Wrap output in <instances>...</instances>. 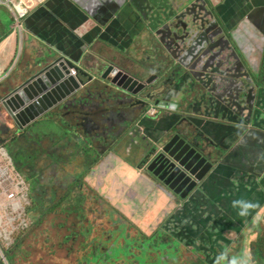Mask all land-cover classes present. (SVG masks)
I'll use <instances>...</instances> for the list:
<instances>
[{
	"label": "rangeland",
	"instance_id": "374dc122",
	"mask_svg": "<svg viewBox=\"0 0 264 264\" xmlns=\"http://www.w3.org/2000/svg\"><path fill=\"white\" fill-rule=\"evenodd\" d=\"M217 12L225 25V31L232 29L229 34L232 41L228 44L224 40L218 41L219 34L210 32L207 36L211 42L199 45L187 55L185 63L187 68L190 65L193 84L187 86L186 90L194 84L204 87L207 83L212 87L214 94V86L219 84V77L221 83L226 86L256 85L264 82V38L250 36L248 29L243 26L245 23L251 24L248 20L249 18L254 20V17L252 15L242 19L237 17V21L232 23L222 9H218ZM230 24L233 27H230ZM205 28L207 26L203 23L200 29ZM207 47L212 48L211 54L199 61L195 70L192 69L191 66L198 54H202ZM231 51L239 53V58L229 61L226 67H222L220 62L223 59L222 54L228 53L225 58L229 59ZM211 55L216 58L215 62L209 69L202 70ZM15 63L18 64V59ZM204 73H208L207 78ZM23 76L17 74V79L21 80ZM205 94L206 92L199 91L192 96L203 95L201 102H204ZM91 98L92 96L87 99ZM90 108L100 110L101 114L94 121L82 120L83 125L78 126L75 122H69L68 118L71 116L68 114L72 113L65 112L87 111ZM58 111L60 113H56L57 117L55 114L48 118L43 116L22 130H17L18 126L8 112L7 106L0 104V116L4 117V121L0 122V131L4 133L2 127L9 123L13 125L8 136L9 152L2 147L8 140L0 135V181L1 176L10 167L14 174L21 176V180L28 187L27 204L24 206L22 218L25 226H20L21 220H16L13 234L5 237V241L0 238V264H10L8 259L10 254H13L12 264H264V214H261L260 220L256 218L251 220L241 231L238 225L231 226L234 234L221 238L219 243V235L202 233L199 230V226L203 225L202 213L199 209L195 212L197 208L194 207L204 204L208 210H215V204L208 199H185L191 205L183 199H154L155 189L149 187L146 191L147 196L138 199L137 205L133 207L136 223L124 214L118 213L121 208L116 205V201L121 197L118 199L111 197L124 194L123 186L116 185V191H108L99 188L88 179L94 174V165L101 162L107 152L108 144L104 141L107 134L98 128V125L108 122L106 114L109 112L99 107L97 101L88 106L80 107L73 104V107L67 109L62 106ZM46 127H51L49 134L40 133L41 130H46ZM255 127L262 129L264 125L256 122ZM90 129L98 131L90 133ZM129 138L132 141L130 145L125 139L121 141L127 146L124 150L125 158L131 161L138 158L140 165L143 147L138 143L148 145V142L137 134ZM257 140L264 143V133ZM261 158L255 150L248 160V163L255 166L256 177H262L255 185L258 199H263L264 192V176L259 165ZM33 174H37V177L34 178ZM149 177H153L151 171ZM77 179L81 182L73 185ZM31 180H38L37 189L41 188L45 192L41 194L44 199L41 211L44 215L29 211L32 199ZM67 184L73 186L66 197L59 201L52 212H47L54 199H57L50 193L51 187L53 185L65 187ZM5 188V183L0 182L1 210L5 207L6 199L1 200V193H4ZM230 190L229 185H223L214 191L213 195L217 192L218 197L223 198L224 192ZM220 202L222 208H229L232 205L231 199H220ZM130 217L132 218L131 215ZM240 218L237 217L234 221H239ZM71 219L81 222L76 226L77 230L84 231L90 228L97 235V242H92L93 234H90L82 250H77L78 242H75L72 251L68 238L73 230ZM115 219L117 223L113 224ZM111 230L113 234L107 241L98 242V238L104 237ZM122 230L124 234L130 236L129 238L140 237L146 240L136 241L130 247L125 243L124 235H121ZM4 231V228H0V234ZM90 250L97 255L98 260L88 263L85 259Z\"/></svg>",
	"mask_w": 264,
	"mask_h": 264
},
{
	"label": "crops",
	"instance_id": "0c3cea01",
	"mask_svg": "<svg viewBox=\"0 0 264 264\" xmlns=\"http://www.w3.org/2000/svg\"><path fill=\"white\" fill-rule=\"evenodd\" d=\"M208 6L222 9L232 23L237 21V17L242 19L253 16V13H257L259 9L262 16L254 17V20L249 18L248 22L251 24L245 23L243 26L248 29L250 36L264 38V0H50L48 4L44 6L41 4L32 10V14L23 21V29L15 25L7 6L1 5L0 104L1 93L6 88L7 82L24 68L55 58L60 52H66L72 57L84 46L77 36L84 37L88 43L89 39L86 37L90 36V33L95 35L97 29L102 30L104 36L120 48H123L124 43L126 44L123 55L117 50L119 58L116 59L114 55L111 57L117 65H125L132 75L139 77L138 65L142 63L148 65L157 59L156 54L153 53L154 44L162 40L167 47H170L173 37L180 39L182 37L180 35L184 34V25L187 30L191 27L200 28L201 16ZM61 11L67 15L66 19L58 15ZM216 17L223 29L218 41L224 40L228 44L232 41L229 36L232 29L225 31L224 23L218 15ZM77 18L83 21L82 24H76ZM148 24L150 28L146 30ZM110 27L119 29L122 33L105 31ZM230 27L233 25L230 24ZM211 51L212 48L207 47L202 54L199 53L191 68L195 70L199 61L204 60ZM227 54H222L223 59L220 61L222 67H226L229 61L239 58L237 52L231 51L229 59L225 58ZM17 59L18 64L15 63ZM85 59V65L89 66L93 58L88 50L85 51ZM162 59L167 65L173 62V57L169 53H166ZM215 60L216 58L211 55L202 70L209 69ZM152 74L153 70H151ZM9 76L10 78L6 80ZM218 81L219 84L214 86L216 103L207 110L206 117L200 118L202 121L196 120L206 129L204 138L210 145L212 161L215 165L202 186L196 192H191L186 199H208L215 204V210H208L204 204L194 208H197L195 212L199 209L202 213L203 225L199 226V230L202 233L219 235L218 241L221 243V238L234 234L232 232L234 225H238L241 231L253 218L260 220L261 214H264V192L263 199H258L255 189L256 182L259 183L262 177L257 178L255 166L248 163L250 155L256 150L262 157L259 165L264 176V143L257 140L264 133V128L255 127L256 122L264 125V82L256 85L226 86L221 83L220 77ZM172 91L175 90L172 88ZM175 92L178 95V91ZM171 96L173 97V94ZM148 108L149 111L154 108L155 113L157 112L156 116L151 115L152 112H146L153 118L146 121L149 132L157 136L168 128L173 118L171 114L163 112L156 105L152 104L151 108L150 106ZM52 113L55 117L58 116L57 111ZM69 115L71 116L68 118L69 122L74 123L72 114ZM2 121L4 117L0 116V122ZM2 128L4 133L0 131V135L2 138H8L13 125L9 123ZM121 131H109L110 142H114V136ZM40 133L44 134L43 130ZM139 135L143 136L145 141L149 138L141 133ZM123 137L121 135L115 144L108 146L105 157L94 165V174L88 179L99 188L108 191H116V185L123 186L124 194L111 198L121 197L116 201V205L121 208L118 213L124 214L136 223L133 207L137 205L138 199L147 196L146 191L149 187L155 189L154 199L180 198L167 190L163 183L145 174L138 158L134 161L125 158L124 150L127 146L120 142ZM125 140L128 145L132 143L128 136ZM7 142L5 141L2 147L9 152ZM223 185H229L231 190L224 192L223 198L218 197L217 192L213 195L214 191ZM4 198L1 193V200ZM220 199H231V207L222 208ZM186 203L191 205L189 201ZM237 217L241 218L239 221H234Z\"/></svg>",
	"mask_w": 264,
	"mask_h": 264
},
{
	"label": "water",
	"instance_id": "95a60500",
	"mask_svg": "<svg viewBox=\"0 0 264 264\" xmlns=\"http://www.w3.org/2000/svg\"><path fill=\"white\" fill-rule=\"evenodd\" d=\"M217 11V7L210 6L202 14L201 25L205 23L207 28L191 27L187 30L184 25V34L180 35V39L173 37L170 47L162 40L155 43L153 53L157 59L148 65L139 64V77L132 75L125 65H117L112 58L114 55L118 59L119 51L124 54L125 43L120 48L99 29L95 30V35L90 33L86 37L89 39L88 43L84 37L76 35L84 45L79 51L72 57L66 52H60L55 58L24 68L18 73L24 75L21 80L16 75L7 82L1 93V103L7 106L18 130H22L40 117L49 114L48 118L54 111L60 113L58 109L62 106L67 109L73 107V104L81 107L97 101L99 107L109 112L106 114L108 122L98 125L107 134L104 141L108 146L115 144L121 135L124 136L123 139L133 134L147 135L148 145L138 143L143 147L141 169L148 176L151 171L152 178L163 183L172 194L188 202L185 199L202 186L215 165L210 145L204 138L206 129L196 120L202 121L200 118L206 117L207 110L216 103V96L207 83L204 87L194 84L187 89L188 92V79L193 73L187 66H182V63L199 45L211 42L208 33H222V26L216 17ZM257 13H253V17L262 16L259 9ZM58 15L65 19L67 16L63 11ZM82 22L77 18L76 24L80 25ZM149 28L148 24L145 29ZM110 30L115 34L122 33L111 27L105 29ZM87 50L93 58L89 66L85 65ZM166 53L173 57V62L169 65L158 57H163ZM72 69L77 71L76 76L71 75ZM203 75L207 78L208 73ZM172 88L178 91V95L175 91L171 92ZM199 91L206 92L204 102H201L203 95L192 96ZM90 96L92 98L87 99ZM152 104L171 114L173 118L168 128L157 136L149 132L146 124V121L153 119L146 113ZM119 130H122L121 133L114 136V142H110L108 132Z\"/></svg>",
	"mask_w": 264,
	"mask_h": 264
},
{
	"label": "built area",
	"instance_id": "2783aa9c",
	"mask_svg": "<svg viewBox=\"0 0 264 264\" xmlns=\"http://www.w3.org/2000/svg\"><path fill=\"white\" fill-rule=\"evenodd\" d=\"M50 0H0V6L5 5L11 11L15 25L23 29V21L32 14V10L42 4H48ZM73 75H76V70H71ZM149 112L155 115V109L152 108ZM1 183H5L4 195L5 207L1 210L0 206V228H4V232L0 234V238L5 241V237L13 234V227L16 220H21L20 226L24 227L23 221L24 206L27 204L28 187L21 180V176L14 174L9 167L8 171L1 176ZM9 230L10 232H7Z\"/></svg>",
	"mask_w": 264,
	"mask_h": 264
},
{
	"label": "trees",
	"instance_id": "16d2710c",
	"mask_svg": "<svg viewBox=\"0 0 264 264\" xmlns=\"http://www.w3.org/2000/svg\"><path fill=\"white\" fill-rule=\"evenodd\" d=\"M9 78H10V76L7 77L6 80H8ZM48 115L49 114H47L46 116H48ZM46 131L49 133V129L43 131V133L45 135H47ZM4 139L8 140V142L6 144H8V146L10 147V139L9 138H4ZM17 169H19V168L17 167ZM33 177L36 178L37 174L36 175L33 174ZM31 181H32V186H31V189H30V195L32 193V199H30L31 206L29 207V211H34L36 213L44 215V213H42V211H41V204L44 201V199H42V195L41 194H42V192H44V190H42L41 188H40V190L37 189L38 180L37 181L36 180H31ZM80 182L81 181L79 179H77L74 182L73 185H75L77 183H80ZM73 185L72 184L71 185L67 184L65 187L61 186V185H53L51 187L50 193L53 194L57 199H54V202L49 207V209H47V212H52L57 207L59 201H61L62 199H64L66 197V195L68 194V192L70 191V189H71V187ZM71 220H72V228H73V230H71V235L68 238H70L69 243L71 244L70 246H71V250L72 251H74L72 245L75 242H78V249L77 250H82L83 247H85V242L87 240V236H89L90 234H93L92 242H97V239H96L97 235H95L90 228H88L87 230H84V231L79 230V229L77 230L76 226L80 225L81 222H79L76 219H71ZM65 221H67V220H65ZM116 223H117V219L113 220V224H116ZM111 234H113L112 230L108 234H106L104 237L98 238V242L99 241H101V242L107 241V239L110 237ZM121 235H124V237L126 238L125 239V243L130 245V247L136 241L139 242V241H142V240H146L144 238L141 239L140 237L139 238H135V239L129 238L130 236L128 234H126V233L124 234L123 230H122ZM12 258H13V254H10L9 257H8L10 264H12ZM85 260H87V262L90 263L91 261H97L98 258H97V255L92 250H90Z\"/></svg>",
	"mask_w": 264,
	"mask_h": 264
},
{
	"label": "flooded vegetation",
	"instance_id": "af4514ba",
	"mask_svg": "<svg viewBox=\"0 0 264 264\" xmlns=\"http://www.w3.org/2000/svg\"><path fill=\"white\" fill-rule=\"evenodd\" d=\"M158 57H160V58H162V56H158ZM219 65V64H218ZM182 66H187L186 65V63H185V61L182 63ZM220 66V65H219ZM190 67V65L188 66V68ZM216 69H214V71H215ZM193 79V77H191V78H189L188 79V83L189 84H193L192 82H191V80ZM93 108H90L89 110H87V111H83V110H80V111H77V110H72V111H70V110H65V112L66 113H72V116H73V120H74V118H76L75 120H74V122H75V124H77L76 126H78V125H83L82 124V120H84V119H87V120H89V121H94V120H96L97 118H98V116L101 114V112H100V110H92ZM76 113V114H75ZM95 131H98V130H96V129H90L89 130V132L90 133H93V132H95ZM139 160V159H138ZM140 162V161H139Z\"/></svg>",
	"mask_w": 264,
	"mask_h": 264
},
{
	"label": "clouds",
	"instance_id": "9594fccd",
	"mask_svg": "<svg viewBox=\"0 0 264 264\" xmlns=\"http://www.w3.org/2000/svg\"><path fill=\"white\" fill-rule=\"evenodd\" d=\"M77 74V73H76ZM71 75H73V73L71 72ZM73 76H76V75H73ZM149 112V111H148ZM236 203H240V202H236ZM254 219V218H253Z\"/></svg>",
	"mask_w": 264,
	"mask_h": 264
},
{
	"label": "bare ground",
	"instance_id": "6f19581e",
	"mask_svg": "<svg viewBox=\"0 0 264 264\" xmlns=\"http://www.w3.org/2000/svg\"><path fill=\"white\" fill-rule=\"evenodd\" d=\"M3 153H6V151H3ZM6 156V155H5Z\"/></svg>",
	"mask_w": 264,
	"mask_h": 264
}]
</instances>
